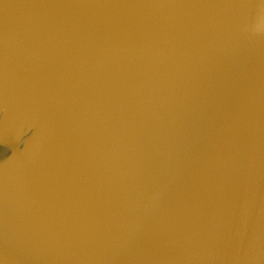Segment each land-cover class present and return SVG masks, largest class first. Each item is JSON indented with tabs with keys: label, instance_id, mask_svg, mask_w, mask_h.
<instances>
[{
	"label": "water",
	"instance_id": "95a60500",
	"mask_svg": "<svg viewBox=\"0 0 264 264\" xmlns=\"http://www.w3.org/2000/svg\"><path fill=\"white\" fill-rule=\"evenodd\" d=\"M0 264H264V0H0Z\"/></svg>",
	"mask_w": 264,
	"mask_h": 264
}]
</instances>
